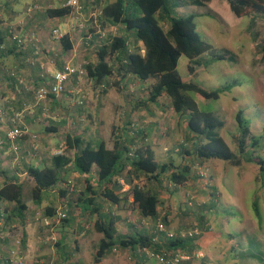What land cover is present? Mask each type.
<instances>
[{"label":"trees","instance_id":"trees-1","mask_svg":"<svg viewBox=\"0 0 264 264\" xmlns=\"http://www.w3.org/2000/svg\"><path fill=\"white\" fill-rule=\"evenodd\" d=\"M20 1L0 0V25L6 24V27L0 31V58L16 51H18L16 54H19L24 49L25 42L27 43L30 39V37L24 39L22 36L13 35L10 24L17 15L35 16L36 19L40 18L42 23L43 20L52 21L65 18L68 20L71 13V10L64 6L65 0H47L46 6L40 9L37 7V4L41 3L40 1L22 0L25 3L21 10H17L16 4ZM210 1L106 0L100 12L92 21L95 23V28L92 27V29V25L88 27L83 23L85 33H92L97 36H102L98 32V28L100 30L104 29L106 25L121 26L125 33L131 32L133 34L136 42L142 43L141 48L135 46L130 51L126 35L110 34L108 36L104 34L102 36L104 41L98 44L93 51V61H84L87 79L92 82L94 89L98 90L103 86L100 93H105V86H111L109 79L114 77V74H117L122 80L131 78L133 81L145 82L153 79L155 82L150 86L148 92L143 93L140 96L141 98L136 96L134 100L138 101L139 105H147L156 102L159 98L167 97L170 102V109L184 121L185 130L187 135L192 138L191 147H193L190 150L187 147H182L184 146L182 145L180 149L173 150L178 157L176 163L170 157L167 158V161L158 162L151 143L145 141L146 134L138 135L139 128L137 127L134 129L135 136L128 140H117L114 134L115 144L112 149L107 148L102 141L97 142L96 145H84L79 136L67 134L63 143L64 150L60 154L50 157L44 154L47 163L41 166L26 165L24 167V171L34 184L30 190V196L33 201L38 200V205H40L41 196L44 192L57 188L60 193L61 200L57 202V206L49 205L44 208L42 215L38 216L35 222L41 224L42 227H40L46 231L45 234L49 233V227L52 228L57 225L53 232L56 234L61 225L65 226L70 223L75 218L73 215L79 213L82 209L81 218L85 216L87 220H92L93 229L102 236L94 254L95 264L117 250H127L138 264H143L149 259H154L158 264H202V257L196 255L199 249L197 242L202 234L201 232L208 231L211 228L209 220L206 219L207 211L212 213L218 211L215 208L216 198H214V195L212 193L206 194V192L199 193L208 196V199L202 202L196 201L193 195H188L190 199L187 201L189 208L187 211H191L194 215V221H196L194 229L188 227L186 230H171L173 237H168L166 231H156L157 225L161 223L167 230L168 219L175 215L165 214V216H159V199L156 193L137 184L134 185L133 181L144 176L148 181L160 184L167 177L169 186H172L175 190L187 181L198 178V176L190 177V173L192 168L200 163L218 160L226 162V165L237 167L242 164L241 156L244 155L245 149L251 147L253 151L258 146L259 140L251 135L248 122L243 117L242 111L238 110L234 116L238 132L232 139L239 155L233 153L219 134V131L225 125L224 120L212 112L200 110L196 101L190 95V93H194L205 100H218L222 93L229 92L237 86L236 82L213 91H206L193 82L182 80L178 73V61L182 55L188 58L187 71L191 76L195 73L196 68L201 67L202 64L208 65L217 61H228L235 64L237 61L235 55L229 50L213 48L200 37L195 22L198 14H177V9L180 7H203ZM223 1L227 2L235 17L252 18L249 29L252 28L256 15L264 14V0ZM54 2H58L59 6H55ZM80 2L82 11L85 10L84 3V5L86 3L90 4L88 3L89 0H80ZM84 15H88V12H85ZM67 20L66 24L68 23ZM87 20V22L91 21L89 18ZM41 23H39V27L44 28V24ZM161 23H167V30L163 29ZM74 29L75 27H69V32L60 38L59 44L62 53L58 54V59L50 58L54 59V68L57 70L61 69L64 63L61 54H65L72 49L71 39L73 40L74 37L73 35L70 36L69 33L73 32ZM89 29L90 32H88ZM10 40L13 42L12 46L9 44ZM18 40H20V43H18ZM141 50H143V54L140 53ZM260 54L261 60L264 61V44L260 48ZM9 69L12 74H15L12 76L7 72L9 79L19 86L21 74L18 73L16 67ZM35 84L36 89H38L42 85V78L39 77ZM126 86L124 85L121 88L126 89ZM78 102L76 103L78 106L83 105L78 104ZM9 111V114H11V110ZM16 111H21V108ZM60 125V123L54 126L52 124L46 129L48 132H56ZM9 128H11V125ZM30 134L33 133L29 131V134L18 140L19 147L22 140H31ZM3 138L4 140L0 143V150L3 149L2 144L5 143L8 151L7 159L16 158L14 153L8 150L9 142L6 140L5 135ZM35 143L37 149H39L38 141L36 140ZM137 144L139 145L136 146ZM70 152L73 154L72 157ZM0 153L2 154L3 151H0ZM26 154V150H20L18 162L23 161ZM169 154L170 151L166 155L169 156ZM3 161L5 159L1 158L0 163ZM249 161L258 166L259 175L264 177V160L254 157L250 158ZM69 165L72 166L75 172L83 176L82 180H73V177L64 180L63 177L68 171ZM11 173L12 171L5 169L0 172L3 179L0 182V242H7L14 249L15 252L13 253H15L17 259L13 264H18L23 253L24 231L18 232L20 230L13 223L23 224L25 222L27 206L24 199V188L17 182L16 175L12 176ZM121 180L130 186L127 191L122 190ZM72 191L75 192L76 198H72ZM128 196L132 197L133 202L131 204L142 218L154 221V224L148 223L150 228L143 227L142 230L138 231L133 226H128L131 223H126V219L121 218L120 214L115 215L120 211H125L124 208L130 205L127 202ZM104 204H108L112 208L106 214L101 212V206ZM58 206L60 207L58 208ZM252 207L256 217L259 216L257 202H254ZM58 210L65 212L66 217L56 223L55 218ZM175 214L179 213L176 212ZM45 222L49 224L46 225ZM116 223H120L119 225L125 228L124 233L116 229ZM80 228L85 230L82 225ZM182 232H196V234L191 237L188 235L181 237ZM15 241L18 243L17 245ZM175 254H186L189 259L185 262L175 263L173 261ZM0 263L11 264L9 259L6 258H0ZM38 264L46 263L40 259Z\"/></svg>","mask_w":264,"mask_h":264},{"label":"rangeland","instance_id":"rangeland-1","mask_svg":"<svg viewBox=\"0 0 264 264\" xmlns=\"http://www.w3.org/2000/svg\"><path fill=\"white\" fill-rule=\"evenodd\" d=\"M37 1L41 2V5L37 4V7L39 9L44 8L48 3L47 0ZM24 3L25 2H22L21 0L18 4H16L17 10H21ZM222 4L223 3L221 2V0H218V14L212 12V10L211 12L208 11L206 9V6H188L184 8H179L177 10L179 15H188L186 13L189 12H194L196 14L207 12L206 16H198V18H196L195 20L196 30L198 34L213 48H223L232 52L237 58L236 63L231 64L228 61H217L211 62L208 65L202 64L201 67H197L195 73L190 76L187 71L188 58L182 55L178 61V73L182 80L186 82H193L206 91H213L232 82H236L238 85L233 87L229 92L222 93L218 100H205L200 95L194 93H190V95L194 98L200 110L212 112L224 120L225 125L219 131V134L233 153L239 155L237 147H235V143H233L232 139V137H234L238 132V128L234 119L235 113L238 110L242 111L243 117L248 122L250 126L251 135L259 140L258 146L253 151L251 147H247L245 149L244 155L241 156L243 160L241 164L243 170L240 167L226 165V162L224 161L210 160L204 161L198 166L192 168L190 177L192 176L193 178V176H198V178L187 181L175 190L172 186H169L167 177H165L160 184H157L155 182L148 181L144 176H142L139 177V179H135L133 181V184H137L146 189H149L151 192L156 193L159 199V216H165V214H168L169 216L173 214L175 215L174 217L171 216L168 219V231H174L177 229L186 230V228L188 227L194 229V225L196 224V221H194V215L191 211H187L189 209L187 206V201H189L190 199L188 195H193L196 201L202 202L207 200L208 196L199 193H212L214 195V198H216L214 204L216 205L215 208L218 211L216 213L207 211L206 219L210 221L212 232L214 234L222 235V237H225V235L228 234V236L226 235V237L224 238V241L227 244H230L232 247H235L237 245V242L238 244L245 243L246 237L244 235L247 236V234H251V232L253 231L260 230L259 235L261 237H264V177H261L259 175L258 166L249 161L250 158L254 157L262 158L264 160V61L261 60L260 54V48L264 44V14L256 15L253 26L249 29V25L252 20L251 17L233 18V13L228 12L227 9H223ZM54 5L59 6L58 2H54ZM88 12H90L88 15H84V13L82 14L81 22L82 24L84 23L85 26L89 27L90 25H92L91 28H95V23L92 21L94 20V17L97 16L98 12H95L94 8L90 9V7ZM19 17V21L23 20L24 18L26 22V15H19ZM88 18L91 19V21L87 22ZM66 20V18L60 20H53L54 24L47 28H42L41 26L29 27V25H27L26 27V24L23 23H16V25H10L13 35H16L18 37L22 36V38L24 39L30 37V39L33 38V40H36V42L39 44V47H37L39 55L42 58H47L45 56V54H47L48 49L47 44L46 47L45 45L44 47L40 46V41H42L43 44L46 43L47 40H50L53 29H58L60 33L67 34L68 29L66 26ZM161 26L164 30H167L168 28L167 23H161ZM5 27L6 24L0 25V31H2ZM88 32H90V29L88 30ZM85 36H87V34H85V30H81L79 28L74 29L73 37L74 40H78V43L81 40L80 38H86ZM81 46L82 45L80 42V55H84L85 48ZM77 51L79 50L77 49ZM140 53L142 54L143 52L140 51ZM71 58L72 57L70 56L69 59ZM203 58H205V56H203ZM84 61L87 60H82L81 56H75L74 59L70 61V63L72 65H76L77 63H81ZM51 67L54 69L55 66ZM38 78L39 75L35 79ZM26 79L27 78H24L22 76L20 77L21 83H19V86H15L16 92L6 90L3 86V88H0V128L2 129V131H6L9 128L11 117V115L9 114V110L6 109L4 106L9 105L8 97H13L17 92L21 96L30 95V99L27 98L29 102L25 103L21 110H25L23 113L24 117H33L35 123V130L42 132L43 128H48V126L51 125L50 123L57 124L58 121L56 120L61 117V115L59 117L56 116V114L50 110L48 102L51 98H47L44 102L39 103V105L35 104L34 96L36 91V81H34L35 79L32 81ZM109 82L111 86H105V93H98H100L99 95L106 94L105 105L107 104L108 106L110 98V102L114 101L115 103H117V101H120V104L119 107H117L118 109L115 108V106H117L118 104H113L114 110H112L110 107L111 104L109 103L108 109H105L107 111L105 115L108 114V118L112 116L110 114L111 111H113V113L117 116L119 111H122L123 109L121 103H124L126 97L130 98V92H128L127 89L121 88V86L118 84L117 77H111L109 79ZM85 83L86 79L83 80L84 85ZM97 91L98 90L96 89L94 90L93 96H96V94L98 95ZM110 93L112 94V97L109 96ZM140 96L141 95H138V97ZM91 99L93 104H98L94 98ZM168 103L169 101L167 97L161 98L160 105L162 106H159V108L157 109L152 108L154 114L147 120L149 121V124L143 123V125L145 126V128L147 126L150 127V124H153L155 126V128L152 129L151 132H149V136L151 139L149 142L155 149L157 161H167V158L170 157V159L174 160V162L176 163L178 157L176 156V153H174L175 151L173 150L178 148L180 149L182 145H184L182 147H187L192 150V138L187 135L184 126V121L177 115L171 114L168 109ZM84 104L85 103H83V105ZM165 106L167 107V109ZM37 107L39 108L38 113L34 111V108ZM91 115L94 116L93 110ZM91 115L90 118H92ZM85 117L81 115L78 117L75 116V120H72L73 117L70 119H66V125L69 126V129L71 130L89 128V122L91 119ZM150 120H153V123H151ZM25 126L29 129L28 125L25 124ZM61 126L62 125H60L59 127ZM113 129L116 133L117 129L115 127ZM32 133L37 136V141L39 143L38 146H40L42 139L37 133ZM85 135H90V131L85 132ZM112 142V138L108 139V145L111 146ZM31 146L32 142L28 140L26 146L27 154L26 157L23 159L24 163H28L34 156H36V154L39 155V153L42 156L44 154H47V156L50 157L51 154L59 148H51V150L46 153V151L41 148L34 151L32 150ZM169 151L170 154L169 156H167L166 154ZM1 158H4L5 161L0 163V172L4 169L13 172L15 168H17V163L19 161L17 157L14 159H7L6 155L2 153L0 154V159ZM22 170L23 168L19 169L20 172H23ZM254 172L256 173V178H254L253 180L250 174ZM8 175H10V173H8ZM2 180L3 179L0 175V182ZM73 180L77 179L73 177ZM27 193H29L28 190L24 189V199H26ZM71 193L73 195L72 198L77 197L75 196L74 191H72ZM52 199H56V197H49V202L47 204L50 206H57L56 200L51 201ZM254 202H257L259 207V216L257 217L253 212L252 205L254 204ZM59 207L60 206H58V208ZM176 212H178L179 214H175ZM131 217V220L129 221L132 224L134 222L138 223V219L136 218V216L133 215ZM79 223L84 226L85 230L93 229L92 220H87L85 216L81 218ZM148 223L154 224V221L152 219H147V222L145 223L146 229L150 228V225ZM13 225L20 230L18 232H21L23 230L20 226H18V223H13ZM56 226L48 228V238L44 240L45 246H48V248L51 247L55 253V256V242L57 239L55 237H52V232H54ZM42 231L44 230L42 229ZM253 248H255V246H252L250 244L247 249H244L241 252V256H250L254 251ZM117 251L118 252H114V255H116L113 258L114 264H138L136 260H133L127 250ZM43 254L46 253L43 252L42 256H39L38 258H44ZM118 255L119 257H117ZM234 256L235 255H233V257ZM26 257V254H21L20 260L23 264H29V261L27 260L32 259H26ZM92 258L94 259V255L90 254V260ZM84 259L85 257L82 259V262L84 261ZM54 262L56 261L54 260L53 264ZM84 263L86 264V262ZM91 264H94L92 260ZM143 264L158 263L154 259H149Z\"/></svg>","mask_w":264,"mask_h":264},{"label":"crops","instance_id":"crops-1","mask_svg":"<svg viewBox=\"0 0 264 264\" xmlns=\"http://www.w3.org/2000/svg\"><path fill=\"white\" fill-rule=\"evenodd\" d=\"M106 0H89L87 4L83 6H85V10L82 11V13L85 14V12L89 11V7L90 9L94 8L95 12H100L101 7L103 6V4L105 3ZM221 2L223 3V9H227L228 12L232 13L229 5L221 0ZM218 4V0H211L209 3H207L206 9L208 11L214 12L216 14H218L219 9L217 7ZM203 6V7H205ZM180 8H184V7H180ZM218 11V12H217ZM226 11V10H225ZM90 12H88L89 14ZM190 13H194V12H189L186 14H190ZM177 14H178V10H177ZM196 14V13H194ZM179 15V14H178ZM206 13H199L198 16L202 17V16H206ZM233 15V14H232ZM15 16V15H13ZM27 20L25 22V19L23 18V20L19 21L18 19L20 18L19 15H17L14 19V21L11 22V24L16 25L19 23H23V24H27L29 25V27H39V23H41L40 18L36 19L35 16H27ZM233 18H236L233 15ZM18 21V22H17ZM44 24V27H50L52 24H54L53 20H49V21H44L41 23ZM26 25V26H27ZM68 32H69V26L66 24ZM82 30V29H81ZM98 32L103 36L104 34H107L108 36L111 34L114 35H126L128 37V48L130 51H132V49L135 46H138L139 48L142 47V43L141 42H136L135 39L133 38V34L131 32L125 33L123 27L121 28V26H112V25H106V27H104V29L98 28ZM74 32V31H73ZM73 32L69 33L70 36H72ZM63 34V33H61ZM87 34V33H85ZM98 34V33H97ZM64 35V34H63ZM102 36H97L96 34H87V36H85L86 38H80V42L81 45L85 48V53L84 55H80V48H79V43L78 40H72L71 39V43H72V49L68 52H66L65 54H61V58H62V62H70L71 60L74 59L75 56L78 57H82V60H92L93 61V51L95 49L96 46H98V44L102 43L104 41V39H102ZM31 42H33L32 39H30L27 43L25 42V47H23L24 49L18 54H16V52H13L10 55H6L5 57H1L0 58V88H5L6 90H11V91H15V83L13 81H11L9 79L8 73L11 74V71L9 68H17L18 73H20L22 77L27 78L26 80H34L40 73V65L43 66V62L41 61L40 58H38L37 60H35V56H33V51H36V47H39L38 43L33 42L34 44H32ZM41 44L40 46L47 44V54H45V56L47 58H44L43 61H48L47 59L50 58H54L55 60L58 59V54L61 52L62 53V48L61 45L59 44V41H55L54 39L47 40L46 43L42 44V41H40ZM10 46L13 45V42L10 40L9 41ZM51 44V45H50ZM81 46V47H82ZM14 47V46H13ZM59 47V48H58ZM229 48V47H228ZM17 50H20L19 48H16ZM77 49L79 51H77ZM250 49V48H249ZM245 50V49H243ZM248 50V49H247ZM143 52V50H141ZM57 52V53H55ZM88 52V53H87ZM143 54V53H142ZM72 57L71 59H69V57ZM53 59V60H54ZM52 60V61H53ZM51 61V62H52ZM51 62H47V67L46 69H48V71H55V68L53 69L52 63ZM54 63V62H53ZM60 63V62H58ZM32 64V65H31ZM61 65V64H60ZM55 66V64H54ZM53 71V72H54ZM8 72V73H7ZM39 73V74H38ZM115 77H117L118 81H119V85L123 88L124 85L126 86V89L130 95V98L126 97V100H124V103L122 102L121 106H122V111H119L118 115L116 116L113 111L110 112V114L112 115L110 118H108V114L105 115V113H107V111L105 110L106 108L108 109L109 107V103L111 104L110 107L112 110H114V105L113 104H118L117 106H115V108L119 107L120 101H117V103L110 102L109 99V103L108 106L107 104L105 105L106 102V94L105 95H96L93 96L94 94V86L92 84V82L88 79H86V83L83 87L82 85V94H69V93H64L62 94L60 97H56V98H51L48 102V106L50 108V110L52 112H54L56 114V116H60L61 115V119L58 118L57 123H60L62 126L58 127L56 129V132H48L47 129L43 128L42 132L41 131H37L35 130V123L33 120V117H25V124L29 126L30 132H35L37 133L40 138L42 139L39 148L44 149L47 152H49V150H51V148H55V147H60L61 144L64 143V138L65 135L67 134H74L76 136H79L84 145L86 144H91V145H96L97 142L102 141L106 144L107 148L112 149L114 147L115 144V139L114 137L116 136V139L119 140H128L130 139L132 136H135V127L139 128V130L137 131L138 135H143L146 134L145 136V141L146 143H149L150 136H149V132H151L152 129L155 128V126L153 124H150V127L147 126L145 128V126L143 125V123H147L149 124V121H147L151 116H153V110L159 108L160 105V99L159 98L156 102H151L148 103L147 105H139L138 101L134 100L136 98V96L138 97V95H142L143 93L148 92V89L150 88V86L152 84H154V80L153 79H149L145 82H139L136 80H132L131 78H127V79H120V77L117 74H114ZM191 76V75H190ZM37 79H35L34 81H36ZM127 80V81H126ZM3 84V85H2ZM3 86V87H2ZM4 89V90H5ZM6 92V91H5ZM22 93V92H21ZM108 94V93H107ZM23 95V94H22ZM112 97V94L110 93V95ZM8 97V96H7ZM82 97H84V105L83 106H78L76 103L78 102V100L82 99ZM9 100V105L8 106H4L5 108H7L8 110H18V108H22L25 103H28V99H30V95H26V96H21L20 94L15 93V95L12 97H8ZM28 98V99H27ZM94 98L95 101L98 104H93L92 99ZM86 101V102H85ZM169 101V100H168ZM90 102V103H89ZM137 107V108H135ZM166 107V106H165ZM168 107H169V111L171 112V114L176 115L175 113H173V111L170 109V102L168 103ZM163 108V107H160ZM35 112L38 113L39 112V108H34ZM118 109V108H117ZM167 109V107H166ZM93 110L94 116L91 115ZM106 111V112H105ZM162 111V110H161ZM160 111V113H161ZM10 112V111H9ZM100 112V113H99ZM156 114V111H155ZM86 116L85 118H90V115L92 118H90V126L89 128H80L79 130H71L69 129V126H67L66 124V119H70L72 118V120H75V116ZM143 117V118H142ZM146 117V118H145ZM87 120V119H86ZM151 123H153V120H150ZM155 122V121H154ZM51 124V123H50ZM69 124V123H68ZM52 125V124H51ZM50 125V126H51ZM55 124H53L54 126ZM116 128V133L114 132L113 128ZM83 129V130H82ZM89 129V130H88ZM134 130V131H133ZM90 131V135H85V132H89ZM115 134V136H114ZM136 134V133H135ZM4 135H5V131H2V129L0 128V143L2 140H4ZM137 135V137H138ZM144 137V136H143ZM112 138L113 142L112 145H108V139ZM28 140H22L20 142V150L21 151H25L26 150V146H27ZM139 145V144H137ZM3 149L0 151H3V153L7 156L8 155V151H7V145L5 143L2 144ZM136 147V146H134ZM153 150L155 151L154 147L152 146ZM40 149V150H41ZM1 154V153H0ZM72 154V152H70V155ZM73 156V154L71 155V157ZM156 156V153H155ZM48 161H46L44 159V156H42L40 153L39 155L36 154V156H34L28 163H24L23 161H20L17 163V168H15V170L11 173L12 176H15L17 178V182L19 184H21L23 186V188L25 190H28L29 193H27L26 195V199H25V203L27 206V211H26V215H25V222L23 224H19L18 226H20L23 231H24V236H23V246H22V251L23 254H26V259L28 258H32L31 261L30 259H28L27 261H29V264H38V261L40 259H42L44 262H46V264H53V261L55 260L56 262H54V264H85L84 262H86V264H91V260L94 263V259L92 258L90 260V254H95L96 252V248L98 246L99 240L101 239V234L96 232L93 229H88V230H83L82 228H80V226L82 225L80 222L82 214L81 211L82 209H80L81 211L79 213H73L74 215V219L64 225H61L57 231L56 234L53 233L52 237L57 238V244H56V256L55 253L53 251V249L50 247L48 248V246H45V239H47V234H45L46 231H42L41 229V224H39L38 222H35L36 218H38V216L42 215V210L44 208H46L47 206H49L47 203L48 198H54L56 197V199H52L56 200V203L58 201H60V193L59 191L56 189H53L51 191H47L44 192L41 196V200H40V205H38L37 201H33L32 197L30 196V190L33 187V181L31 180L30 177L27 176L26 172L24 171V167L26 165H43L45 163H47ZM205 164V163H204ZM240 167L242 170V166H237ZM23 168V172H20L19 169ZM67 169V168H66ZM241 170V171H242ZM68 172V173H67ZM242 176V174H241ZM251 178L254 180V178H256V173H252L250 174ZM23 177V178H22ZM70 177H74L75 179H83V176L80 175L79 173L75 172L72 169V166L69 165L68 167V171H66V174L64 175V180L69 179ZM61 184V183H60ZM121 184L123 186V191H127L130 186L126 185L123 183V181L121 180ZM61 187V186H60ZM219 192V191H218ZM67 200V199H66ZM127 202L128 204H130L127 208L125 207L124 210L125 211H120L119 213L115 214V215H121V218H125L126 219V223H131L129 222V220H131V216H136V218L138 219V223L134 222L132 225L128 224V226H133L134 229H138L142 230L143 227H145V222L147 221L145 218H142L138 211L136 210V208L131 204L133 202V199L131 196H128L127 198ZM102 213H107L109 210H111L112 208L109 207L108 204H104L101 206ZM258 211H259V207H258ZM7 214V213H6ZM114 214V213H113ZM131 217V218H130ZM130 218V219H129ZM15 220V218H13ZM47 220V219H45ZM44 220V221H45ZM13 223V221H11ZM46 223V222H45ZM120 223H116V229L119 230L120 232L124 233L123 228L119 225ZM209 224L210 221H209ZM41 226V227H40ZM125 229V228H124ZM260 230H256L251 232V234H247L244 235L246 237L245 243L242 244H238L235 247H232L230 244H227L224 241V238L226 237V235L228 236V234L225 235V237H222V235L219 234H214L212 232V227L209 228L208 231H202L199 239H198V246L199 249L197 250V252H199V254L202 257V264H264V237H261L259 235ZM249 238V239H248ZM0 244H2L0 246V258L1 259H9V262L11 264H13V262H16L17 256L15 255V251H13L14 249H12L9 244L7 242H0ZM250 244L252 246H255V248H253V253L248 256H241V252L244 249H247ZM45 246V247H44ZM51 251V254H50ZM46 253L43 254L44 258H38L39 256H42V253ZM91 252V253H89ZM114 252H118V251H114ZM114 252L108 254L107 256H105L101 262H99L98 264H114L113 263V258L114 256ZM10 253V254H9ZM237 254V256H236ZM233 255H235L233 257ZM239 255V256H238ZM53 256V257H52ZM52 257V258H51ZM85 257L84 261L82 262V259ZM119 257V255L117 256ZM38 258V259H37ZM7 261V260H6ZM0 264H6V263H0ZM95 264V263H94Z\"/></svg>","mask_w":264,"mask_h":264},{"label":"built area","instance_id":"built-area-1","mask_svg":"<svg viewBox=\"0 0 264 264\" xmlns=\"http://www.w3.org/2000/svg\"><path fill=\"white\" fill-rule=\"evenodd\" d=\"M64 6L69 8L71 11L69 15V19L67 20V25L69 27H75L79 29H83L84 25L82 24V5L80 0H65ZM63 36L57 29H54L52 32V39L55 41H59L60 38ZM16 37V36H14ZM33 37V35H32ZM30 40V39H29ZM33 40V38H32ZM34 41V40H33ZM18 43H20V40H18ZM38 48L36 47V52L34 51V55L36 56L35 60L38 58L41 59L43 62V66L40 65V74L39 77L42 78V85L38 87L35 91V104L39 105V103L44 102L47 98H56L61 96L63 93L67 92L69 94H80L83 90L81 86L83 85V80L87 79L85 67H84V62L77 63L76 65H72L70 62H64L62 64L61 69L55 71H48L46 69L47 67V62H51L52 59H47L48 61H43L44 58H42L39 53H38ZM54 61H52V66H54ZM32 65V64H31ZM12 76L15 74L11 73ZM21 83V82H19ZM74 84V85H73ZM73 85V86H72ZM71 87V89H70ZM101 89L103 86L100 87ZM101 89H98V92H101ZM83 97L82 99L78 102V104H83L84 100ZM24 109L16 112L14 110H11V117H10V125L11 128H8L5 131V138L9 142V148L8 150L10 152H13L14 155L18 158L19 152H20V147L18 145V140L21 139L24 135L29 134L28 128L25 126L24 121H23V113ZM31 142H32V150H37V144H34L35 141L37 140V136L35 134H30ZM64 150V145L61 144L58 150L54 151L52 155L55 154H60ZM124 183V182H123ZM66 217L65 212L62 210H58L56 214L55 221L58 223V221L62 220L63 218ZM46 225L49 223L46 222ZM156 231L158 232H165L168 237H173V232L168 231L165 229L164 225L159 223L157 225ZM196 234V232H188V233H181V237H185V235H188L189 237L193 236ZM15 244L17 245L18 243L15 241ZM197 256H201L199 252H196ZM189 259V256L186 254H175L173 261L175 263H179L182 261H187ZM18 264H23L21 260L18 262Z\"/></svg>","mask_w":264,"mask_h":264}]
</instances>
